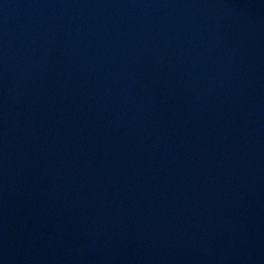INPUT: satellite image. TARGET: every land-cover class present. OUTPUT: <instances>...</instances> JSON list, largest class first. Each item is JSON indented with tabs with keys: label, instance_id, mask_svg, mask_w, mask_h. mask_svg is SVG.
<instances>
[{
	"label": "water",
	"instance_id": "1",
	"mask_svg": "<svg viewBox=\"0 0 264 264\" xmlns=\"http://www.w3.org/2000/svg\"><path fill=\"white\" fill-rule=\"evenodd\" d=\"M186 34L264 54V0H102Z\"/></svg>",
	"mask_w": 264,
	"mask_h": 264
}]
</instances>
